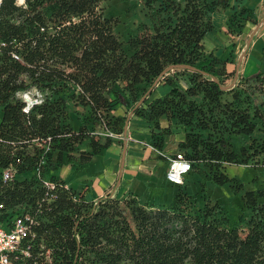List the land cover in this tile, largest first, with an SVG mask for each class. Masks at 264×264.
Masks as SVG:
<instances>
[{"label": "trees", "instance_id": "16d2710c", "mask_svg": "<svg viewBox=\"0 0 264 264\" xmlns=\"http://www.w3.org/2000/svg\"><path fill=\"white\" fill-rule=\"evenodd\" d=\"M103 1L25 0V7L1 2L0 40L8 45L0 52V221L22 212L34 218L23 243L29 254H12L14 263L264 264L262 188L242 193L249 210L242 230L230 224L217 202L206 199L197 207L180 187L198 164L208 166L217 185L234 180L225 163L264 165V137L237 150L230 142L232 136L252 135L256 120L264 125L263 104L255 101V92L264 98V90L245 84L262 85L264 72L224 88L233 75L226 66L231 58H220L203 44L215 28L212 13L229 0H143L146 20L125 40L115 32L119 19L104 14ZM249 11L233 10L226 32L239 35L246 22L254 23ZM11 49L21 60L11 57ZM173 66L182 69L164 75ZM160 77L167 91L147 99ZM30 86L44 98L24 112L15 92ZM117 103L132 104L157 150L167 135L183 132L178 148L189 150L184 154L191 168L181 184L164 174L176 185L169 204L131 193L87 200L84 190L65 186L54 174L45 177L53 155L57 166L70 162L79 143L89 139L90 150L79 152L83 163L111 143L110 136L99 142L88 124L104 120L108 129L122 132L124 116L110 114ZM71 104L86 108L77 126L68 119ZM10 165L14 176L3 179ZM27 172L32 176L17 178Z\"/></svg>", "mask_w": 264, "mask_h": 264}, {"label": "crops", "instance_id": "0c3cea01", "mask_svg": "<svg viewBox=\"0 0 264 264\" xmlns=\"http://www.w3.org/2000/svg\"><path fill=\"white\" fill-rule=\"evenodd\" d=\"M263 6L264 0H229L226 8L215 10L211 15L215 28L205 34L203 44L207 51H212L216 56L231 58L226 66L233 71L232 77L227 79L232 85L242 83L246 76L259 70L264 72ZM239 7L248 8L255 22H246L243 33L231 35L226 32L227 17ZM160 85L161 90L157 89L159 85L152 89L151 98L167 91L168 85L163 82ZM124 105L117 103L110 111L111 115L124 116L123 137L111 138L108 146L99 148L90 159L81 163L79 152L90 150L89 139H86L73 151L74 157L70 162L64 161L57 166L53 155L45 174L56 175L64 180L65 186L76 191L84 190L87 200H96L106 195L121 197L125 193L139 196L141 192L148 194V189L156 188V180L167 169L166 156L178 150V142L183 138V132L178 129L177 132L167 135L160 154L150 144L148 124L134 114L133 109ZM82 120L83 117H80L74 126ZM85 122L88 123L87 120ZM160 123L166 125L167 120L161 118ZM93 127L95 130H102L98 123L93 124ZM99 137L98 141L103 142L105 136L100 134ZM95 159L98 163L91 170ZM139 198L141 199L140 196Z\"/></svg>", "mask_w": 264, "mask_h": 264}, {"label": "rangeland", "instance_id": "374dc122", "mask_svg": "<svg viewBox=\"0 0 264 264\" xmlns=\"http://www.w3.org/2000/svg\"><path fill=\"white\" fill-rule=\"evenodd\" d=\"M100 6L104 10V14L107 16H113L119 19L117 26L115 27V32L125 40L130 34H133L137 30V25L140 21L146 20L145 12L146 8L143 5V0H104L100 3ZM264 7V6H263ZM182 69V66H173L165 71L164 75H170L174 70ZM161 79L160 77L155 84H153V90H161ZM229 82H225L224 86H227ZM247 86L258 88L262 86L264 90V81L262 85L255 82L245 83ZM235 85L227 86L228 88ZM149 87V86H148ZM151 88V87H150ZM257 103H262V109H264V98L261 92H255ZM147 99L151 98V95H146ZM132 103V102H131ZM125 104L127 108L132 109V104ZM121 104V103H120ZM141 104V99H139L133 107ZM128 108V109H129ZM86 108L83 106H73L70 105L69 108V121L72 125L79 121L80 117H85ZM87 120V119H86ZM91 122V121H90ZM257 127L254 133L250 136L239 135L232 136L230 142L232 143L233 149L237 150L240 146L256 144L261 142L264 137V125L259 120H256ZM91 124V123H90ZM92 130H95L93 125H89ZM118 138V137H117ZM180 148H178L179 150ZM181 150V149H180ZM186 154L189 150H183ZM98 161L95 159L91 166V170L96 167ZM225 172L230 178L234 180L223 184L217 185L211 180L210 171L207 165L198 164L196 167L192 168L185 176L184 182L180 187L190 194L196 200V206L200 207L204 204L206 199H210L211 202H217L222 211H224L228 217L230 224L237 225L246 229L245 220L249 213L248 208L245 207L243 202L242 193L247 189H259L262 188L264 191V165L258 164L256 166H244L239 163H225ZM88 168V169H90ZM31 172L17 176L18 179L24 177H30ZM47 178L48 175L45 174ZM157 187L152 190L148 189L150 193L145 194L139 193V196L143 201H156L161 204H169L173 201L174 192L176 185L168 183L164 178V173L156 180ZM239 185V186H238ZM138 196V197H139ZM260 201L264 202V196L259 198Z\"/></svg>", "mask_w": 264, "mask_h": 264}, {"label": "built area", "instance_id": "2783aa9c", "mask_svg": "<svg viewBox=\"0 0 264 264\" xmlns=\"http://www.w3.org/2000/svg\"><path fill=\"white\" fill-rule=\"evenodd\" d=\"M0 0V7H1ZM15 4L25 7V0H15ZM8 45L7 41L0 40V52ZM10 55L13 59L21 60V56L15 49L10 50ZM79 90V86H76ZM15 96L22 100L24 112H29L34 105L42 102L44 92L35 86H30L15 92ZM101 131L92 130L95 135L110 136L111 138L123 137V133H116L105 126L104 120L99 123ZM161 154V150H158ZM167 169L165 178L171 183L181 184L183 176L190 170V160L185 156L184 152L177 150L171 155L166 156ZM249 164H244L248 166ZM38 174V171H36ZM14 176V167L10 165L2 172L3 179L9 180ZM44 184L48 187H53V183L44 179ZM34 223V218L28 212L15 214L7 221H0V264H15L11 255L20 252L28 255V246H24V240L31 234V225Z\"/></svg>", "mask_w": 264, "mask_h": 264}, {"label": "bare ground", "instance_id": "6f19581e", "mask_svg": "<svg viewBox=\"0 0 264 264\" xmlns=\"http://www.w3.org/2000/svg\"><path fill=\"white\" fill-rule=\"evenodd\" d=\"M230 85H231V83H228V84H227V86H230ZM227 86H225V87H227Z\"/></svg>", "mask_w": 264, "mask_h": 264}, {"label": "water", "instance_id": "95a60500", "mask_svg": "<svg viewBox=\"0 0 264 264\" xmlns=\"http://www.w3.org/2000/svg\"><path fill=\"white\" fill-rule=\"evenodd\" d=\"M224 88H228V87H225V86H224Z\"/></svg>", "mask_w": 264, "mask_h": 264}]
</instances>
